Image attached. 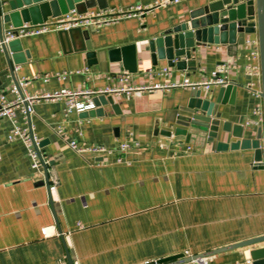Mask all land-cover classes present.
Here are the masks:
<instances>
[{
  "label": "crops",
  "instance_id": "obj_1",
  "mask_svg": "<svg viewBox=\"0 0 264 264\" xmlns=\"http://www.w3.org/2000/svg\"><path fill=\"white\" fill-rule=\"evenodd\" d=\"M158 1L0 0V27L48 25L76 7L81 15L87 10L111 17L113 10ZM216 1L182 0L100 29L76 28L74 37L63 38V30H52L15 39L9 48L14 51L9 52L11 62L0 49V94L11 85L10 65L15 64L19 76L28 79L71 73L64 81L33 80L27 88L30 94L99 92L182 83L187 78L200 82L221 63L232 59L238 65L229 75L234 85L230 90L121 92L106 95V103L94 110L67 115L65 98L37 102L31 123L43 142L44 156L50 162L58 158L48 166L43 186L37 183L46 177L31 170L22 141H7L11 124L0 118V264H69L68 254L74 264L157 263L186 251L199 255L264 236V122L247 125L258 119L253 112L264 104L247 89L256 79L246 75L245 66L255 62L239 43L242 29L237 28L233 39L219 30L213 35L219 43L196 47V65L185 71L169 64L173 50L168 39L191 20V12ZM92 2L96 7H90ZM256 38L257 31L245 36ZM131 46L135 73L124 69L122 59L113 62L109 53ZM164 69L171 74H156ZM198 104L210 112L217 108L221 120L215 132L192 128L190 118L200 112ZM58 126L64 128L65 139L55 133ZM129 138L140 147L121 154L120 162L117 154L81 157L67 144L77 140L81 145L114 147ZM237 143L239 148L231 149ZM188 146L192 149L186 153ZM257 149L263 152L262 162H256ZM49 186L55 187L53 192ZM44 228L49 237L43 236ZM244 251L208 258L211 264H252Z\"/></svg>",
  "mask_w": 264,
  "mask_h": 264
},
{
  "label": "built area",
  "instance_id": "obj_2",
  "mask_svg": "<svg viewBox=\"0 0 264 264\" xmlns=\"http://www.w3.org/2000/svg\"><path fill=\"white\" fill-rule=\"evenodd\" d=\"M182 0H161L151 4L147 7L137 6L133 9L124 11L122 9L113 10V15L111 17L106 16L104 12H87L85 14H78L76 10H71L64 16L58 18L56 21L48 25H29L24 24L20 28H11L9 30H3L0 27V49L5 52V49L14 42L15 39H21L24 37H31L35 35H41L48 33L49 31H59V30H70L76 28H86V29H100V27L117 23L122 17L132 18V17H143L146 14H150L159 8H168L169 6L179 4ZM245 48L251 51V58L254 60V65H246L245 73L250 77L253 82H249L247 89L254 97L262 99V67L260 66V49H259V38L254 40H246ZM10 55V54H9ZM11 56V55H10ZM237 63L235 60H228L227 62L221 63L217 66L210 77L204 81L194 82L190 79H185L182 83H170L167 85L152 84L145 87H135V88H107L99 92L84 90V91H72V90H62L57 93L50 94H30L28 92V86L33 80L41 79L45 83L50 82L52 78L58 81H64L71 74L66 71L65 73H56L54 75L40 76L36 75L32 79L23 78L19 76L20 66L15 64V66L10 65L11 69V85L9 88L0 94V118H5L11 124V129L7 136V141L14 143L17 141H22L25 145L27 151V157L31 160V170L34 173L44 175L45 169L49 166L50 161L43 154V142L35 133L34 125L31 123V118L36 113L35 104L40 101H54L60 98L66 99V115L76 111L81 114L88 110L96 109L94 105L92 96L99 97L101 95H117L121 92L136 93V92H148L153 93L159 90H167L170 88H190L193 90H211L214 87L225 88L229 86H234L230 80V73L236 70ZM153 74V73H152ZM158 76H169L171 74L170 69H164L156 73ZM9 95L12 98H9ZM80 98H85L84 102L79 101ZM256 120H251L247 123L248 126L256 125L257 123L264 122V106L258 105L253 112ZM55 133L62 139L66 138L64 128L61 126L56 127ZM69 148L74 151L77 155L85 157L86 155H92L96 157H108L111 155H119L117 161L123 160L121 154L126 153L129 150L140 147V143L135 141L133 138H129L125 142H120V144L114 147H108L105 145H81L77 140H69L67 142ZM192 147L188 146L186 153L191 151ZM1 160V158H0ZM54 186L50 187L49 190L53 192ZM44 237H49V231L47 228L42 230ZM184 257L189 259L193 258L195 255L190 254L186 251ZM194 264H211L209 258H197L191 261ZM250 264V263H249Z\"/></svg>",
  "mask_w": 264,
  "mask_h": 264
},
{
  "label": "water",
  "instance_id": "obj_3",
  "mask_svg": "<svg viewBox=\"0 0 264 264\" xmlns=\"http://www.w3.org/2000/svg\"><path fill=\"white\" fill-rule=\"evenodd\" d=\"M90 5V4H88ZM93 6L96 7L94 2ZM101 6V5H99ZM256 9V13H255ZM76 10L78 14H81L78 7L71 9ZM85 11V10H84ZM69 11H66L68 13ZM86 10L84 13H87ZM64 14V15H65ZM191 20L185 22L184 25L180 26L175 30V37L173 40L168 39L167 46L172 48L173 53H171V66H176L180 70H186L189 67L196 65V60L193 59L194 54L197 52L196 47H203L206 43H216L219 41L215 37L213 40V35L218 34L219 30L228 31L230 37L237 36V28H241L243 32L239 43L245 44V36L247 33L258 32L259 38V49H260V66L262 67V93L261 97L264 104V0H219L213 4L202 7V9L195 10L190 14ZM232 17V20H229ZM199 19V20H198ZM231 21V22H230ZM1 23V18H0ZM209 27V28H208ZM207 29V32L210 36L206 37V33H201V30ZM79 31L78 29H70L60 32L63 38L74 37V33ZM194 31H196L194 33ZM207 34V35H208ZM83 36L86 39H89L88 31H84ZM11 45V44H10ZM10 45L5 49V55L11 62V56L9 52L14 53L13 50H10ZM110 58L113 62H118L121 59L124 62V69L130 73H135L138 71L136 68V52H134V47H125L117 50H112L109 52ZM123 57V58H122ZM233 89V86H229L228 89ZM197 91V90H196ZM106 95H101L100 97L93 100L96 107L101 106L106 103ZM197 109L200 112L194 113L190 118V124L192 128L197 129L202 132H215L216 127L220 124V116L218 115L217 108L214 107L213 111L208 110V106L201 104L197 105ZM239 144H233L231 149L239 148ZM222 148L226 149L227 145ZM256 162H262L263 152L260 149L256 151ZM58 160L54 158L50 162L49 166ZM46 181H40L38 185H45L48 181V167L45 169ZM245 248L244 255L247 260L251 261L252 264H264V236H260L257 239H251L244 241L240 244H234L230 246H225V248L217 249L214 251H208L204 254L195 255L193 258H185L183 254L174 255V257L158 260L157 263H147V264H188L191 263L193 259L197 258H208V256L216 255L219 253H224L225 251L237 250ZM67 260L69 264H74L70 255L68 254Z\"/></svg>",
  "mask_w": 264,
  "mask_h": 264
}]
</instances>
